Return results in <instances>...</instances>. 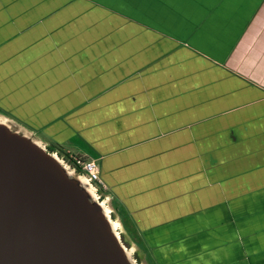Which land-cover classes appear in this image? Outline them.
Masks as SVG:
<instances>
[{
	"label": "crops",
	"instance_id": "0c3cea01",
	"mask_svg": "<svg viewBox=\"0 0 264 264\" xmlns=\"http://www.w3.org/2000/svg\"><path fill=\"white\" fill-rule=\"evenodd\" d=\"M13 46L40 58L3 69ZM7 69L13 110L96 161L148 264H264V0H0Z\"/></svg>",
	"mask_w": 264,
	"mask_h": 264
},
{
	"label": "water",
	"instance_id": "95a60500",
	"mask_svg": "<svg viewBox=\"0 0 264 264\" xmlns=\"http://www.w3.org/2000/svg\"><path fill=\"white\" fill-rule=\"evenodd\" d=\"M0 112V264H148L111 197Z\"/></svg>",
	"mask_w": 264,
	"mask_h": 264
},
{
	"label": "rangeland",
	"instance_id": "374dc122",
	"mask_svg": "<svg viewBox=\"0 0 264 264\" xmlns=\"http://www.w3.org/2000/svg\"><path fill=\"white\" fill-rule=\"evenodd\" d=\"M88 11H89V9L86 12H83V13L86 14V13H88ZM248 25H247V30H254V29H256V26L255 27L254 26H249L248 27ZM113 27H115V26H113ZM251 41H252V44L255 43V40L254 39H252ZM69 42H71V41L70 40H66L67 45L69 44ZM245 42L248 43L249 41L245 40ZM34 44H36V43H34ZM243 45H246V44L244 43ZM250 45L251 44H248L247 49L250 48ZM36 49L37 48H34V47L33 48H29V47H22V46H13L11 49H9L7 51L9 53V55H6L3 58V62L5 64V66L3 67V69H5V67L8 66L10 62H14V61H21V63L23 65H25L28 62H32L33 60L36 62L40 57L38 58V57H35V56H38L39 54L33 55L34 56V59L33 58H29V54H27V53H30L31 51H35ZM72 59H76L77 60L78 57L77 56H75V57L72 56V57H70V60H72ZM69 63H70L69 61H67V63H66V69H67V71L69 70V71H74V72H66V73H63V74L61 73L60 74V77L58 79L61 82H63L65 79L70 80L71 77H75L76 76V79L75 80L80 81L81 89H83V90L87 89L86 87L88 86V81L90 79L92 80L93 79V76H96L97 73L96 74H93V72L91 73L90 71H87L86 69H85L86 71H84L83 68H88V65H81V69H79V70H81V72H78L79 70H77V63L75 65H71ZM11 74L12 73H10L9 70L8 71H3V72L0 71V82L4 80L3 79L4 76L6 77V79H8V77ZM51 76H52V74H51ZM65 89L67 90V93H68L70 90L74 89V87H71L68 84V86ZM12 90L24 91L25 88H12V86L8 88V92L9 93H11ZM75 90H78V87L77 86H75ZM6 91H7V89H6ZM7 96H9V95H5V93L2 91V89L0 87V112L3 113V114H5L6 116H8L10 118H11V116H14L17 119V121L14 120V119L13 120L16 121V122H18V123H20L24 127H26L24 124H29V125L31 124L32 127L29 126V128H31V129H29L28 127H26V128L29 129L32 133H34L37 136H39L40 138L45 139V141L47 140L50 143H53L52 142V139H51L52 138V135L50 134V126L51 125H49V124L47 125L46 124V119H44V121H41V116L38 114V117H39L38 121L37 120H33L32 121V119H29V116L31 114H30V112H28V110H25V106H22V110H24V112L20 111L21 110V105H19V107H17V109H20V110H18V112H17V109H14L13 110V108H15L16 105L14 104L12 106L10 104L9 99H8ZM39 120L41 122H39ZM47 121H49V120H47ZM64 150L65 151H68L67 153L66 152L65 153L68 154L70 157L77 158V156L75 154H73L74 152L72 151V148H66L65 147ZM156 156H157V158L158 157L161 158L158 154ZM79 157H82V156H79ZM183 171L186 173L185 174V176H186L185 179H187L189 176L194 175V172L193 173H190V171H188V170H183ZM199 175H201L200 172L198 174H196V176H199ZM181 180H184V179H181ZM188 188L190 189V187H188ZM193 202H194L195 209H199V206L202 207V210L207 209V206H205V205L202 204V200H197V201L196 200H193ZM222 202H223V206L224 207H229L233 203V200L232 199H225L224 201H218V204L220 205ZM211 203H212V201H211ZM212 205L215 206L216 203H214ZM198 212L200 213L201 212V209L198 210ZM137 233H138L137 235H141V233H139V232H137ZM139 239L142 240L141 236L140 237L138 236V238L137 237H134V241L136 242V244L140 248H144L143 243H141ZM146 251L150 253L149 249H146Z\"/></svg>",
	"mask_w": 264,
	"mask_h": 264
},
{
	"label": "built area",
	"instance_id": "2783aa9c",
	"mask_svg": "<svg viewBox=\"0 0 264 264\" xmlns=\"http://www.w3.org/2000/svg\"><path fill=\"white\" fill-rule=\"evenodd\" d=\"M69 160L72 161L77 168L88 175L90 180L103 190L104 186L100 179L99 167L95 160H82L81 158H73L69 156Z\"/></svg>",
	"mask_w": 264,
	"mask_h": 264
},
{
	"label": "trees",
	"instance_id": "16d2710c",
	"mask_svg": "<svg viewBox=\"0 0 264 264\" xmlns=\"http://www.w3.org/2000/svg\"><path fill=\"white\" fill-rule=\"evenodd\" d=\"M51 147H53V150L50 149V151H56V152H58V153H60V154H63V152H62L61 149L58 147V145L52 144ZM65 156H66V160H68V159H69V155H68V154H65ZM77 158H81L82 160H85V161L89 160V159H87V158L79 157V156H77ZM68 162H69V164H71L72 166L76 167L74 164H72V161L68 160ZM76 168H77V167H76ZM77 169H78L79 171H81L79 168H77ZM101 191H102V189H101ZM118 213L122 215V212H121V211H118ZM123 225H124L125 230L128 232V234H129V235L131 236V238H132V236H134V233L131 232L130 230H128V228L126 227V225H125L124 223H123ZM132 240H133V242L136 244V242L134 241V237L132 238Z\"/></svg>",
	"mask_w": 264,
	"mask_h": 264
},
{
	"label": "flooded vegetation",
	"instance_id": "af4514ba",
	"mask_svg": "<svg viewBox=\"0 0 264 264\" xmlns=\"http://www.w3.org/2000/svg\"><path fill=\"white\" fill-rule=\"evenodd\" d=\"M49 149H52L53 150V147H51V145L49 146Z\"/></svg>",
	"mask_w": 264,
	"mask_h": 264
}]
</instances>
